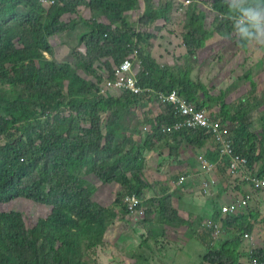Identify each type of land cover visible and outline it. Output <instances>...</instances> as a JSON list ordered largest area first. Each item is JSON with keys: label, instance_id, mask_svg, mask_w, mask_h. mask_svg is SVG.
Here are the masks:
<instances>
[{"label": "trees", "instance_id": "1", "mask_svg": "<svg viewBox=\"0 0 264 264\" xmlns=\"http://www.w3.org/2000/svg\"><path fill=\"white\" fill-rule=\"evenodd\" d=\"M53 1L47 8L41 0H0V141L4 142L0 143V207L23 198L48 209L33 223L20 210L0 208V264H99L97 248L104 245L108 229L130 214L124 198L148 194L143 150L165 144L173 153L182 145L200 149L211 141L212 136L202 130L164 135L162 125H173L177 118L172 107L153 93L99 95L113 69L135 50L142 64L138 74L142 88L165 94L177 90L199 109L217 103L220 110L210 116L227 123L234 147L248 157L249 168L263 161L264 123L255 130L250 99L229 104L223 94L212 95L207 87L194 83L188 69L162 66L147 53L153 37L150 25L169 20L172 2L159 8L149 5L139 19L145 31L137 32L136 22L131 23L127 14L138 9L139 0ZM187 1L195 2L183 42L193 62L214 33L232 35L240 48H247L249 43L235 28L240 13L233 10V4L238 7L247 0L207 1L216 13L213 29L206 26L207 16L198 0ZM83 8L90 10V18L81 14ZM79 26L85 30L78 35V44L86 51L79 67L96 81L69 63L47 58L54 52L49 39ZM98 70L106 71L105 76H98ZM144 102H157L160 113L142 121L136 112ZM130 113L135 118L126 126L123 120ZM104 114H109V124ZM142 135L143 141L137 139ZM222 165L227 167V160ZM111 184L118 187L114 204L108 207L95 195L102 185ZM167 199L165 195L146 200L145 226L156 221L166 228L184 227L187 237L207 248L204 262L208 264H241L242 259L248 264L252 256L264 259L261 250L240 252L244 243L249 245L244 235L253 233L259 214L248 210L214 218L231 235L228 248L225 240L220 242L224 233L214 241L205 229L180 218ZM136 261L144 264L141 258Z\"/></svg>", "mask_w": 264, "mask_h": 264}, {"label": "rangeland", "instance_id": "2", "mask_svg": "<svg viewBox=\"0 0 264 264\" xmlns=\"http://www.w3.org/2000/svg\"><path fill=\"white\" fill-rule=\"evenodd\" d=\"M207 1L210 0H198V6L207 16V19L204 21L206 26L213 29L214 26L212 22L216 13L211 9V3ZM169 2L173 3V7L168 14L169 20L165 21L161 19L150 25L153 37L146 47L147 53L151 54L162 66L169 65L188 69L190 78L194 83L204 85L212 95L223 94L226 102L229 104L238 102L241 99H250L252 103V121L255 130H261L263 125L262 119L264 117V86L261 88L259 87L261 85L260 83H263V76L261 74L264 73V44H257L255 41H252V43L247 45L246 49H242L237 45L232 35L225 34L222 36L214 33L206 47L198 52V61L193 62L191 57L187 55L186 47L183 42V35L188 31V19L193 13L192 8L195 1L139 0L138 9L128 13L127 17L131 23L136 22L134 28L137 32L142 30L145 31V29L141 27L139 19L146 13L149 8L148 6L151 5L153 8L165 7ZM44 6L48 8L47 4H44ZM81 14H83L85 18H90L92 16L90 10L87 8H83ZM84 30L83 26H79L74 32L51 37L49 40L52 43L54 52L51 56L47 55V58L57 62L69 63L77 69L82 76L96 81L94 76L90 74L87 75L85 71L79 67V63L82 61L84 55H86L85 49L78 44V35ZM89 70H92V68L89 67ZM96 74L98 76H105L106 71L98 70ZM252 82L257 83L255 88H253ZM112 94L115 95L116 92ZM199 97L201 100H204L202 93H199ZM204 109L211 115L217 113L220 110V106L217 103L209 102ZM160 111L161 107L157 102H144L136 113L138 117L142 118V121H147L150 117L154 118ZM105 117L107 119L106 123L109 124V114H104L103 118ZM134 118V114H127L124 117L123 123L129 126L130 121ZM106 123H103L104 130L106 128ZM137 139L143 141V135L142 137H137ZM0 143L3 144L4 142L1 140ZM231 186L232 190L236 187L233 184ZM117 187L118 186L112 184L106 186L102 185L100 190L96 193L95 199L101 201V203L108 207L113 206ZM152 192L153 193L148 192L149 195L147 194L146 197L150 195L157 197V195L163 194L160 192L156 193L154 190ZM241 194L242 192H237V194L233 195V198L235 199L241 196ZM0 208L2 210H20L26 220L33 223L36 222L38 218L44 217L48 213L46 207L23 198L1 205ZM249 209L250 206L247 211ZM250 211L257 212L259 208L253 204ZM144 217L145 215L142 214H129L125 220L116 221L108 229L106 233V235L108 234V243H105L101 247L102 249H106L102 252V255L105 257L103 262H107V264H116V261L118 262L116 258V243L119 241V237L117 234L123 232L124 236H128L131 234L132 230L135 231L137 226L145 227L143 224ZM156 218L158 219V217ZM205 221L206 219L200 217L195 219L193 223L195 227L203 230L205 229L203 226ZM257 229L261 230L263 227L258 226ZM227 237H229V235L224 233L220 242L224 241ZM142 243H144V241ZM218 243L219 242H217V244ZM99 248L100 247L97 248V258L98 261H102L100 260L101 255L99 253ZM173 248V251H176L174 245Z\"/></svg>", "mask_w": 264, "mask_h": 264}, {"label": "crops", "instance_id": "3", "mask_svg": "<svg viewBox=\"0 0 264 264\" xmlns=\"http://www.w3.org/2000/svg\"><path fill=\"white\" fill-rule=\"evenodd\" d=\"M261 75L263 83H260L259 88L264 86V73ZM257 83L259 85V82ZM262 120L264 121V117ZM142 153L148 192L153 193L154 190L156 193H163L157 197L150 195L146 200H158L166 195L169 206L184 220L194 222L200 217L206 220L216 218L221 215V207L234 199V194L253 191L239 179L230 177L227 167L217 163L216 148L210 140L205 141L200 149L182 145L172 153L165 144H160L156 150L145 148ZM200 157L207 161V165ZM253 170L258 176L264 173V156L262 163H257ZM181 177L186 179L181 185H177ZM261 178H264V175ZM232 184L236 186L234 190L231 189ZM253 204L258 206L259 211H250ZM249 206L250 212L259 214V223L253 233L249 234L251 247L246 242L241 246L240 252L264 251V222L260 223L264 221V192H255ZM147 225L137 226L128 236H124L123 232L117 234L119 241L116 243V264H136L137 258H141L144 264H208L204 262L207 248L196 238L187 237L184 227L166 228L156 221ZM258 226L263 229L258 230ZM225 241L228 243L227 247L231 248V235L225 238ZM105 243H108V234L105 236ZM173 245L176 251H173ZM101 247L99 253L102 261L98 263L107 264L103 262L105 257L102 255L106 249ZM240 263L247 264V260L242 259Z\"/></svg>", "mask_w": 264, "mask_h": 264}, {"label": "built area", "instance_id": "4", "mask_svg": "<svg viewBox=\"0 0 264 264\" xmlns=\"http://www.w3.org/2000/svg\"><path fill=\"white\" fill-rule=\"evenodd\" d=\"M48 7L54 4L53 0H41ZM141 62L138 52L135 50L133 54L125 59L122 63L113 69V76L108 78L102 85L100 94L104 97H113V92L130 91L138 95L141 93H153L162 104L170 105L173 114L177 118V122L173 125H162L161 132L164 135H170L174 132L182 130H202L206 134L212 136L211 142L218 149V164H222L227 160L228 174L233 179H239L244 185H248L253 191H247L241 196L233 199L231 202L221 207V216H238L245 214L249 207V203L254 199L255 192H264V178L255 174L253 169L249 168L248 157L244 153L238 152L234 147V141L229 136V126L223 123L221 118H211L210 114L199 109L196 105L181 96L177 90L168 94L156 92L150 88H142L139 82L138 74L141 71ZM149 126L144 127V131H149ZM200 160L207 165V161L200 157ZM185 177H181L177 185H181L185 181ZM146 198L132 194L127 195L123 204L131 215H145ZM205 230L212 235L214 241L220 239L224 230L222 223L214 218L206 220L203 224ZM245 239H251L249 233L244 235ZM248 264H264V259L252 256Z\"/></svg>", "mask_w": 264, "mask_h": 264}, {"label": "clouds", "instance_id": "5", "mask_svg": "<svg viewBox=\"0 0 264 264\" xmlns=\"http://www.w3.org/2000/svg\"><path fill=\"white\" fill-rule=\"evenodd\" d=\"M233 10L240 13L235 24L240 37L244 43L264 44V0H247L238 7L233 4Z\"/></svg>", "mask_w": 264, "mask_h": 264}]
</instances>
